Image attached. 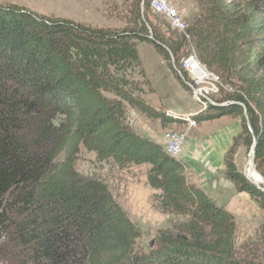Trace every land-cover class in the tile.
I'll return each instance as SVG.
<instances>
[{
  "label": "trees",
  "instance_id": "trees-1",
  "mask_svg": "<svg viewBox=\"0 0 264 264\" xmlns=\"http://www.w3.org/2000/svg\"><path fill=\"white\" fill-rule=\"evenodd\" d=\"M149 9L150 0H138L133 26L111 30L0 4V264H264V191L231 153L226 178L263 211L257 240L238 245L233 214L126 122L127 106L175 122L140 97L132 79L137 43L164 59L170 52L188 82L180 61L189 43L221 81L237 83L222 99L197 97L206 110L195 121L240 117L243 142L250 148L255 139L253 164L264 177V0H203L181 39L162 36ZM81 147L98 162L150 166L155 208L179 220L156 232L149 251L135 250L141 232L107 185L75 170Z\"/></svg>",
  "mask_w": 264,
  "mask_h": 264
},
{
  "label": "rangeland",
  "instance_id": "rangeland-1",
  "mask_svg": "<svg viewBox=\"0 0 264 264\" xmlns=\"http://www.w3.org/2000/svg\"><path fill=\"white\" fill-rule=\"evenodd\" d=\"M171 2L189 26L202 12L203 0H171ZM9 3L23 6L38 14L69 18L92 27L111 30L132 27L137 20L136 10L138 9V0H0L2 5ZM142 9L144 10V6ZM148 17L162 36L181 39L183 32L171 28L168 22L152 9L148 10ZM137 49L140 65L134 70L132 79L142 90L140 97L175 122L164 124L129 106H127L126 122L137 134L159 144H162L163 134L183 133L186 138L185 147L177 159L184 164L188 181L210 193L209 195L213 198L210 199L213 202L217 200L215 202L217 205L233 214L237 223L236 245L256 241L259 237V226L263 220V211L257 200L246 193H239L232 185L229 189L213 187L214 183L218 184L219 181L227 180L225 161L229 153L241 173L247 165L250 148L242 139L241 118L227 116L217 120L196 122L194 116L206 110V107L193 91L182 84L171 59H164L151 44L146 42L137 43ZM192 49L191 44L184 42L181 51L182 59L193 53ZM185 80L188 82V79L185 78ZM232 82L237 85L234 80L221 81L220 92L210 99L211 102L224 98L227 93L234 92L236 87L234 84L232 86ZM200 88H204V85ZM200 106L202 109H199ZM193 120L194 125L187 123ZM215 145L218 148L223 147L226 152L222 150L221 157L211 159L210 154ZM210 160H213L212 162L216 160L220 164L213 167ZM74 167L84 178H96L103 181L116 202L139 228L141 236L135 242L136 251H149L156 232L161 228L169 227L171 221L179 220V217L162 213L155 208L153 195L157 191L146 183L149 165L117 166L111 160L98 162L93 152L81 147ZM253 169L258 173L254 164ZM258 175L261 177L259 185L264 188V177L259 173ZM208 176L210 181L207 179Z\"/></svg>",
  "mask_w": 264,
  "mask_h": 264
},
{
  "label": "built area",
  "instance_id": "built-area-1",
  "mask_svg": "<svg viewBox=\"0 0 264 264\" xmlns=\"http://www.w3.org/2000/svg\"><path fill=\"white\" fill-rule=\"evenodd\" d=\"M150 6L152 11L156 14L161 15L170 25L171 28L181 31L185 34L186 23L182 18L179 10L171 0H150ZM186 37H188L186 35ZM193 52V49H192ZM181 62H188V69H182L186 72L190 78L188 84L189 87H193V81H203L204 90L200 91V96H207L209 99H212L214 96L220 92L221 84H209L208 83V73H215L213 71H201L200 65L196 62V57L193 56V53L183 58ZM180 62V67H181ZM195 100V99H194ZM199 109H202L201 106ZM190 123L191 126L194 125V122ZM185 135L184 134H163L162 137V146L166 147L168 152H178L179 155L182 154L183 148L185 145Z\"/></svg>",
  "mask_w": 264,
  "mask_h": 264
},
{
  "label": "bare ground",
  "instance_id": "bare-ground-1",
  "mask_svg": "<svg viewBox=\"0 0 264 264\" xmlns=\"http://www.w3.org/2000/svg\"><path fill=\"white\" fill-rule=\"evenodd\" d=\"M193 56L196 57L194 50H193ZM196 62L200 65V69L201 71H210L207 67H205L202 63H200V61L197 59L196 57ZM182 69H188V62H182ZM208 83L209 84H221V78L219 77V75H217L216 73H208ZM204 82L203 81H193V87H190L191 91H193V93L195 94L196 97H201L204 100H206L207 102H211L210 99H208L206 96H200V91L204 88H200V86H203ZM196 88V89H195ZM204 106L206 107L205 103L203 102ZM194 122L195 121H191ZM169 134H183L180 132H174V133H169ZM164 151L166 152L167 155H169L172 158H178L180 155L178 154V152H168L166 150V147L163 146ZM243 172L247 175V177L254 183L256 184H260L261 182V177L258 175V173L255 172V170L253 169V164H252V157L249 156L248 157V161H247V165L243 168Z\"/></svg>",
  "mask_w": 264,
  "mask_h": 264
},
{
  "label": "water",
  "instance_id": "water-1",
  "mask_svg": "<svg viewBox=\"0 0 264 264\" xmlns=\"http://www.w3.org/2000/svg\"><path fill=\"white\" fill-rule=\"evenodd\" d=\"M141 11H142V8H141ZM149 32L150 33H152V30L149 28ZM151 38H152V35L150 36ZM165 47V46H164ZM166 48V47H165ZM169 55H170V59H171V62H172V65H173V68H174V70L178 73V76L181 78V80L185 83V84H187L188 86H190L189 84H188V82H186V80H185V78L183 77V75L181 74V72H180V70L179 69H177L176 68V66L174 65V59H173V55L169 52ZM232 103H234V102H228V103H222L221 105H227V104H232ZM238 103V102H237ZM244 107V106H243ZM243 116H244V118H245V121H246V123H247V126H248V129H249V131L250 132H252V129H251V126H250V123H249V120H248V116H247V113H246V110H245V107H244V111H243ZM255 145H256V142H255V139L253 138V140H252V144H251V146H250V149H249V156H251L252 157V162H253V153H254V149H255ZM244 173V172H243ZM244 175H245V177L249 180V181H251L248 177H247V175L244 173ZM252 182V181H251ZM254 185H256L259 189H261L262 191H264V188L263 187H261L260 185H258V184H256V183H254V182H252Z\"/></svg>",
  "mask_w": 264,
  "mask_h": 264
},
{
  "label": "crops",
  "instance_id": "crops-1",
  "mask_svg": "<svg viewBox=\"0 0 264 264\" xmlns=\"http://www.w3.org/2000/svg\"><path fill=\"white\" fill-rule=\"evenodd\" d=\"M223 117H227V116H223ZM223 117H221V118H223ZM221 118H218V119H221ZM214 120H217V119H214ZM184 147H185V145H184ZM214 149H215V151H214ZM183 150H184V148H183ZM222 150H224V148L222 147L221 148V146H219V148L215 145L214 146V148H213V152L210 154V156H211V159L213 158V159H217L218 157H221L222 156V154H223V152H226V150H224L223 152H222ZM183 153V152H182ZM209 153H210V151H209ZM215 153H217L216 155H215ZM185 154H186V152H185ZM184 154V155H185ZM221 155V156H220ZM183 157H185V156H183ZM213 160H210V163L212 164V166L213 167H217L220 163L218 162V161H214V162H212ZM223 164V163H222ZM142 165H144V164H142ZM147 165V164H146ZM223 166V165H222ZM150 167V166H149ZM203 168H204V166H203ZM202 169V168H201ZM206 174V173H205ZM208 175V174H207ZM207 179H209V181H210V178H209V176L207 177ZM229 183V184H228ZM231 183V184H230ZM209 185V184H208ZM230 185H232L233 187H234V185H233V183L230 181V180H225V182H220L219 181V183L218 184H216V183H214V186L213 187H217V188H226V189H229L230 188ZM233 189V188H232ZM234 189H235V187H234ZM203 191H204V189H203ZM218 190H216V192H217ZM222 191V190H221ZM208 196H209V198H211V195H209L210 193H207L206 191H204ZM211 199H213V198H211ZM215 202H217V200L215 201Z\"/></svg>",
  "mask_w": 264,
  "mask_h": 264
}]
</instances>
